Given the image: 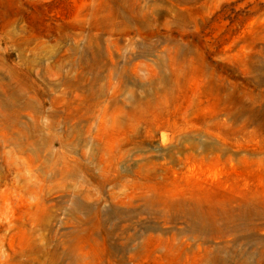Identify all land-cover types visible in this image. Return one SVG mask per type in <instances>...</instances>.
I'll return each mask as SVG.
<instances>
[{"label": "rangeland", "instance_id": "rangeland-1", "mask_svg": "<svg viewBox=\"0 0 264 264\" xmlns=\"http://www.w3.org/2000/svg\"><path fill=\"white\" fill-rule=\"evenodd\" d=\"M0 97V264H264V0H0Z\"/></svg>", "mask_w": 264, "mask_h": 264}, {"label": "bare ground", "instance_id": "bare-ground-1", "mask_svg": "<svg viewBox=\"0 0 264 264\" xmlns=\"http://www.w3.org/2000/svg\"><path fill=\"white\" fill-rule=\"evenodd\" d=\"M55 67V66H54ZM61 69H62V65L60 66V65H58L57 66V68H56V70L58 71V72H60L61 73ZM6 85V84H5ZM9 85H11L10 83H8V86ZM7 91V96H8V98H9V100H14V101H22V102H24V104H26V105H29L30 104V99H31V97H30V95H29V97H27V99H25L24 97H23V94H22V92L20 91V89L19 88H17V89H15L14 87L13 88H9V90H6ZM0 99H1V97H0ZM8 103H10V102H8ZM41 113V112H40Z\"/></svg>", "mask_w": 264, "mask_h": 264}]
</instances>
